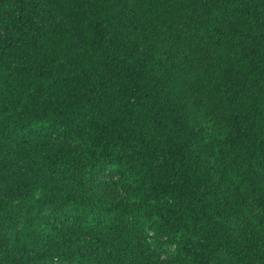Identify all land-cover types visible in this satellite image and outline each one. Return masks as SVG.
<instances>
[{
	"label": "trees",
	"instance_id": "16d2710c",
	"mask_svg": "<svg viewBox=\"0 0 264 264\" xmlns=\"http://www.w3.org/2000/svg\"><path fill=\"white\" fill-rule=\"evenodd\" d=\"M0 264H264V0H0Z\"/></svg>",
	"mask_w": 264,
	"mask_h": 264
},
{
	"label": "rangeland",
	"instance_id": "374dc122",
	"mask_svg": "<svg viewBox=\"0 0 264 264\" xmlns=\"http://www.w3.org/2000/svg\"><path fill=\"white\" fill-rule=\"evenodd\" d=\"M161 248H162V250H161L162 253H164V251L166 253H169V254L171 253V249H172L171 246H169V245H162Z\"/></svg>",
	"mask_w": 264,
	"mask_h": 264
}]
</instances>
